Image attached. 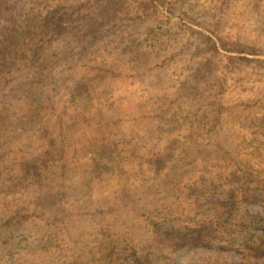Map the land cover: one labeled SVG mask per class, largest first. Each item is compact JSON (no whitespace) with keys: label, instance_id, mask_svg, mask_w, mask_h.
I'll use <instances>...</instances> for the list:
<instances>
[{"label":"rangeland","instance_id":"1","mask_svg":"<svg viewBox=\"0 0 264 264\" xmlns=\"http://www.w3.org/2000/svg\"><path fill=\"white\" fill-rule=\"evenodd\" d=\"M12 1L0 23L22 31L43 0ZM63 3L79 38L57 37L67 16L32 30L62 90L17 88L47 75L20 58L0 70V264H264L248 224L264 215V0ZM93 136L112 153L94 158ZM248 179L255 199L230 204ZM179 232L208 246L177 248Z\"/></svg>","mask_w":264,"mask_h":264},{"label":"trees","instance_id":"2","mask_svg":"<svg viewBox=\"0 0 264 264\" xmlns=\"http://www.w3.org/2000/svg\"><path fill=\"white\" fill-rule=\"evenodd\" d=\"M1 1V0H0ZM23 1V0H22ZM20 0H15L14 2H8L9 8L14 7L18 10H22L20 5ZM13 3V5H11ZM38 7H29L27 9H23V12L19 11V16H23L22 20V27L24 28L22 31L18 30V26L13 24H16L17 18L15 15L10 14L9 17L3 18V21L0 23V70L7 68V66L15 65L18 58H20L23 66L30 67V73H33L34 68H40L41 70H47V75H44L42 71L38 73L37 77H31L29 81H24L19 83L17 85V88H22V85L25 84L27 92L31 94L32 97L38 98V100L41 98V94L43 91L42 87L45 83H49L51 81H54L57 79L56 84L53 88H58V90H62L64 83L58 84V81L62 80V77H57V75L54 74V64H50L49 59L51 60L52 55L54 57L57 55V52H50L47 54L45 49H39L37 50L35 48V37L33 34H37L36 32L32 31L35 29L36 26L42 25L45 26L46 31H49L50 29H56L58 27H63V21L65 19V16H67V19L70 20L72 25L70 28H66V31H57V37L61 39V41L66 36L72 37V39L76 40V35L79 34L78 31L81 29V22L84 19V14H77L76 17H73V12L65 11V3H63V0H55V2H51L49 0H43V3L41 1L38 2ZM87 16V15H86ZM89 21H93V16H89ZM88 21V22H89ZM98 20H95V23H98ZM74 23V24H73ZM21 24V22H20ZM97 25V24H96ZM37 36V35H36ZM74 36V37H73ZM84 36L89 37L88 34H85ZM201 36L203 39L208 38L206 34L201 33ZM98 38L97 35H93L92 39L96 40ZM133 41V40H132ZM31 46V47H30ZM87 48L85 46H82L81 50L79 51L80 54L83 55V61H86L90 58L89 53H85V50ZM227 50H233L228 47H225ZM51 56H47V55ZM245 58V57H242ZM49 65L50 68H49ZM54 68V69H53ZM111 66L106 67V69H110ZM53 69V70H52ZM64 82L68 84L66 81V78H64ZM30 87V89H29ZM112 88V89H111ZM113 85H111L109 92H113ZM51 91V89H49ZM67 94V93H65ZM64 94V95H65ZM44 95V94H43ZM45 96V95H44ZM129 95H124V101L126 98H128ZM114 105L115 108L119 105V101L117 100H110L108 101V106ZM138 105H134L135 108ZM76 113L78 116L71 113L69 116L75 121L79 122V107L76 109ZM4 119V118H3ZM75 128V127H71ZM92 142L95 144V147L92 149V156L94 158L98 157L99 155H102L106 151L109 150V152L112 153L111 148L108 143L105 142V139L103 137L99 136H93L91 138ZM99 168V167H98ZM250 180H246L245 182L241 183L238 187H233L232 189H229L228 194V202L230 204H234V200L237 196V194L241 197V199L245 202L251 203L253 199H255L254 194L252 193L249 185ZM203 183V181H202ZM246 184V185H245ZM249 226L253 225L255 227H258L261 231L260 234H264V215H261L260 213L253 214L252 218L248 221ZM252 227L254 232L255 228ZM258 234V233H257ZM179 239H181V242L176 243L177 248H183L186 246H208V243H201L199 240H197L196 236H193V239H188L183 235V232L178 233ZM258 245V244H257ZM260 246V244H259ZM221 248V247H219ZM133 264H144L142 259L135 256L133 260Z\"/></svg>","mask_w":264,"mask_h":264}]
</instances>
